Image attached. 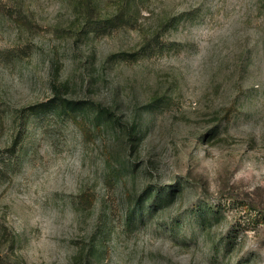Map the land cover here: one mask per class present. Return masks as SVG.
<instances>
[{"label":"rangeland","instance_id":"1","mask_svg":"<svg viewBox=\"0 0 264 264\" xmlns=\"http://www.w3.org/2000/svg\"><path fill=\"white\" fill-rule=\"evenodd\" d=\"M94 1L0 0V264H264V0Z\"/></svg>","mask_w":264,"mask_h":264},{"label":"trees","instance_id":"2","mask_svg":"<svg viewBox=\"0 0 264 264\" xmlns=\"http://www.w3.org/2000/svg\"><path fill=\"white\" fill-rule=\"evenodd\" d=\"M78 1L83 11L86 13V23L90 26H96L101 28L102 25H105L106 27H109V26L117 25L118 23H123L126 20L125 13L122 7H120L119 13H117L115 16H111L102 20L98 16V12L94 0H78ZM53 106L59 107L63 113L76 119L77 114L83 112L87 107V104L86 102L81 100L67 98L63 94H61L58 90L54 98L44 102L36 103L30 106V110L32 111L33 114H40L44 112L46 109L51 108ZM98 112L102 115H106L110 113V111L107 108H104L103 106H98ZM81 126L86 128V123L84 124V122H82ZM137 135H139L137 129L133 128L130 130V139L135 140ZM131 214L132 211H127V215L129 217L131 216ZM99 250L101 253L103 249H100V245L96 244L94 248V252L97 251L99 252ZM0 263H1V256H0Z\"/></svg>","mask_w":264,"mask_h":264}]
</instances>
